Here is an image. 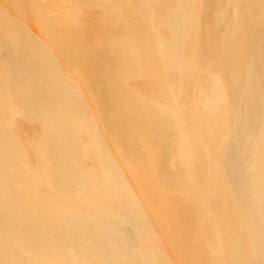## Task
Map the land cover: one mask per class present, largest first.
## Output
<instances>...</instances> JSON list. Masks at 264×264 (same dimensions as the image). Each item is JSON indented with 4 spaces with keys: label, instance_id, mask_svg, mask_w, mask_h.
<instances>
[{
    "label": "bare ground",
    "instance_id": "6f19581e",
    "mask_svg": "<svg viewBox=\"0 0 264 264\" xmlns=\"http://www.w3.org/2000/svg\"><path fill=\"white\" fill-rule=\"evenodd\" d=\"M0 264H264V0H0Z\"/></svg>",
    "mask_w": 264,
    "mask_h": 264
}]
</instances>
